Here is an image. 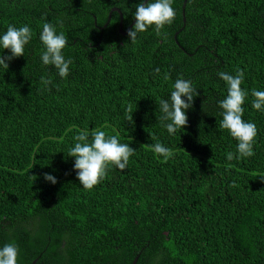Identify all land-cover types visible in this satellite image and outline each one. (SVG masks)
Instances as JSON below:
<instances>
[{
	"label": "trees",
	"instance_id": "obj_1",
	"mask_svg": "<svg viewBox=\"0 0 264 264\" xmlns=\"http://www.w3.org/2000/svg\"><path fill=\"white\" fill-rule=\"evenodd\" d=\"M140 2L0 0V36L10 24L32 30L24 56L0 66V248L16 245L17 264H264V110L251 95L264 91V0H186L184 25L173 0V22L134 43L118 12L104 26L115 7L126 29ZM44 23L67 38V77L40 59ZM237 70L242 119L257 129L254 155L239 159L218 106L228 94L218 72ZM178 78L198 95L170 134L159 101ZM94 129L135 152L84 189L69 151ZM157 142L172 150L167 161Z\"/></svg>",
	"mask_w": 264,
	"mask_h": 264
},
{
	"label": "clouds",
	"instance_id": "obj_2",
	"mask_svg": "<svg viewBox=\"0 0 264 264\" xmlns=\"http://www.w3.org/2000/svg\"><path fill=\"white\" fill-rule=\"evenodd\" d=\"M172 2L173 0H154V2L148 0L145 4L144 0H141L136 5L134 26L127 31L131 43L136 41L138 33L147 31L152 25H155L156 34L159 36L164 26L171 24L175 18ZM31 35L32 30L27 25L19 28L8 25L6 33L0 36V46L10 50L11 55L0 56V66L8 68L6 61L24 56V48L29 43ZM40 40L45 47V51L40 56L43 65L54 66L60 77H67L72 61L66 60L62 54V49L67 44L64 33L57 34L53 24L44 23ZM156 72L158 73L159 69ZM218 76L226 82L228 90L227 97L218 102L219 108L223 110L219 126L227 129L238 141L235 158L250 157L254 155L253 143L257 129L254 123L245 122L242 119V105L247 96V92L241 88L244 72L237 70L235 75H231L220 71ZM41 82L47 86L52 81L51 78L42 77ZM173 87L170 99L159 101V111L162 113L160 120L169 121L164 126L170 134H174L178 128H184L187 125L188 117L185 110L192 107L193 93L198 95L189 80L178 78ZM251 95L254 97L252 107L256 110H264V91L252 89ZM182 97H187V102ZM89 137H91L90 140ZM74 140L76 143L70 149L69 156L75 157L74 169L77 170V179L84 189H92L104 179L109 165H115L121 171L125 170L129 157L135 152L129 144H121L116 136H106L103 130L81 131ZM150 147L154 153L163 156L165 161L173 155L170 148L159 142ZM226 156L229 161L234 159L232 152H228ZM44 178L53 184L56 183L55 177L50 174L45 173ZM17 256L18 247L14 244L9 243L0 248V264H17Z\"/></svg>",
	"mask_w": 264,
	"mask_h": 264
},
{
	"label": "water",
	"instance_id": "obj_3",
	"mask_svg": "<svg viewBox=\"0 0 264 264\" xmlns=\"http://www.w3.org/2000/svg\"><path fill=\"white\" fill-rule=\"evenodd\" d=\"M146 1H147V0H144V3H146ZM185 3H186V0H183V4H182V7H181V15H182V22H183V25H184V23H185V11H184ZM113 11L118 12V14H119V16H120L119 25H118L119 33L122 34V35L127 34V31H128L133 25H134V23H135V18H133V20L131 21V23L126 27V29L123 30V29H122V16H121V11H120L119 8H115V7L111 8V10H110L109 13H108L107 20H106L104 26L109 22V20H110V18H111V15H112V12H113ZM181 28H182V27H181ZM181 28H180V29H181ZM177 33H178V31H176V32L174 33V41L178 44L177 37H176ZM181 49H183V48L181 47ZM137 257H138V256H135V257H134V259H133V261L131 262V264H136ZM35 260H36V259H35ZM35 260H33L31 264H33V263L35 262Z\"/></svg>",
	"mask_w": 264,
	"mask_h": 264
},
{
	"label": "flooded vegetation",
	"instance_id": "obj_4",
	"mask_svg": "<svg viewBox=\"0 0 264 264\" xmlns=\"http://www.w3.org/2000/svg\"><path fill=\"white\" fill-rule=\"evenodd\" d=\"M118 25H119V23H118ZM122 29H123V26H122ZM124 30V29H123ZM118 31H119V29H118Z\"/></svg>",
	"mask_w": 264,
	"mask_h": 264
}]
</instances>
